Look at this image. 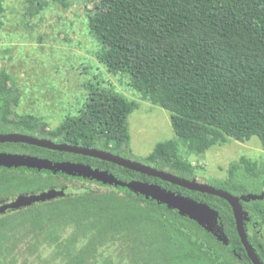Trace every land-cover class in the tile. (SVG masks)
Wrapping results in <instances>:
<instances>
[{
  "label": "trees",
  "instance_id": "1",
  "mask_svg": "<svg viewBox=\"0 0 264 264\" xmlns=\"http://www.w3.org/2000/svg\"><path fill=\"white\" fill-rule=\"evenodd\" d=\"M4 10L0 0V31ZM87 24L106 71L125 75L143 99L170 112L177 138L156 143L141 163L192 179L194 166L180 147L202 154L226 138L244 142L256 136L264 150V0H98ZM96 82L77 114L50 128L41 116L13 109L21 94L1 68L0 133L128 158L127 119L137 104ZM0 153L88 166L124 184L156 186L211 210V219L200 223L125 185H115L120 191L84 187L75 193L60 187L62 195L0 214V264H18L21 256L32 258L31 264H252L222 197L79 153L9 141L0 142ZM46 170L97 180L60 167ZM228 173L208 185L239 200L247 240L264 264V241L255 233V227L264 228V167L241 157ZM29 193L35 192L21 195Z\"/></svg>",
  "mask_w": 264,
  "mask_h": 264
},
{
  "label": "rangeland",
  "instance_id": "2",
  "mask_svg": "<svg viewBox=\"0 0 264 264\" xmlns=\"http://www.w3.org/2000/svg\"><path fill=\"white\" fill-rule=\"evenodd\" d=\"M1 1L5 10L1 16L0 69L7 70L21 94L13 107L17 113L41 116L54 128L65 116L77 114L90 87L98 81L137 104L127 119L131 149L128 158L144 162L156 143L177 138L168 110L143 99L128 85L125 75L108 73L97 59L99 44L87 23L98 0H65V5L53 0ZM180 153L194 166L192 180L200 184L227 179L230 163L241 157L264 167V150L256 136L244 142L226 138L202 154L180 147ZM46 169L0 167V200L14 199L28 190L38 194L60 187L71 193L84 187L120 191L100 180L76 174L57 177ZM255 228L260 241H264V228ZM31 261L21 256L18 264Z\"/></svg>",
  "mask_w": 264,
  "mask_h": 264
},
{
  "label": "water",
  "instance_id": "3",
  "mask_svg": "<svg viewBox=\"0 0 264 264\" xmlns=\"http://www.w3.org/2000/svg\"><path fill=\"white\" fill-rule=\"evenodd\" d=\"M1 141L22 142V143L33 144L58 151L79 153L83 155L96 157L99 159L116 163L118 165L124 166L126 168L138 172H142L151 176L158 177L160 179L185 187L190 190L200 191L203 193H209L222 197L230 204L232 208L239 238L243 244V247L250 261L252 262V264H262V262L257 258V255L253 247L247 240V235L243 225V211L241 209L239 200L234 195H232L231 193L225 190L212 187L208 184H200L193 181L192 179H184L176 175L167 173L165 171L155 169L144 163L133 161L131 159L121 157L116 154L93 149L90 147L71 145L67 143H56L51 140L37 138L23 134L0 133V142ZM0 164L22 165V166H29L35 168H48V169L53 167H60L67 171L77 172L87 177H91L113 185H125L134 191L150 196L154 199H157L158 201H161L177 209L178 211L182 212L183 214L189 216L193 220L198 221L200 223H207L211 219V210L207 206L199 202L175 194L173 192L167 191L165 189L141 182L133 181L124 184L119 180H117L116 178L88 166L71 163V162H59L52 164L47 160L27 157L23 155L5 154V153H0ZM63 193H64L63 190L49 189L47 191H42L38 194L20 195L16 197L14 200L1 205L0 212H3L7 208H18L20 206L28 205L32 202L50 199L55 196L62 195ZM210 230L212 231V229ZM216 237L218 238V240L225 243V240L220 234H217Z\"/></svg>",
  "mask_w": 264,
  "mask_h": 264
},
{
  "label": "flooded vegetation",
  "instance_id": "4",
  "mask_svg": "<svg viewBox=\"0 0 264 264\" xmlns=\"http://www.w3.org/2000/svg\"><path fill=\"white\" fill-rule=\"evenodd\" d=\"M36 169V168H35ZM42 192V191H41ZM40 193V192H39ZM29 194H35V193H29ZM29 194H25V195H29ZM37 194V193H36ZM9 199V201H7V202H10V201H12V200H14V199H12V197H10V198H8ZM6 202V203H7ZM33 203V202H32ZM3 204H5V203H3ZM3 204H0V206L1 205H3ZM10 209H15V208H7V209H5L3 212H0V214H3L4 212H6L7 210H10Z\"/></svg>",
  "mask_w": 264,
  "mask_h": 264
}]
</instances>
